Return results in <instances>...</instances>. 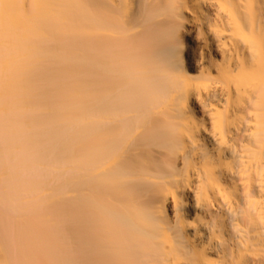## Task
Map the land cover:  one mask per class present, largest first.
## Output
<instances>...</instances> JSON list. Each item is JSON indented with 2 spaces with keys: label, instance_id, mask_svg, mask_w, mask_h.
I'll use <instances>...</instances> for the list:
<instances>
[{
  "label": "bare ground",
  "instance_id": "1",
  "mask_svg": "<svg viewBox=\"0 0 264 264\" xmlns=\"http://www.w3.org/2000/svg\"><path fill=\"white\" fill-rule=\"evenodd\" d=\"M0 264H264V0H0Z\"/></svg>",
  "mask_w": 264,
  "mask_h": 264
}]
</instances>
